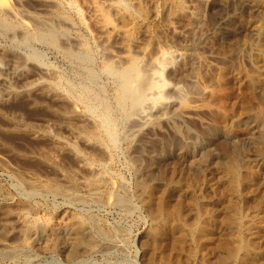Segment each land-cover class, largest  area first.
I'll return each instance as SVG.
<instances>
[{
	"label": "rangeland",
	"instance_id": "rangeland-1",
	"mask_svg": "<svg viewBox=\"0 0 264 264\" xmlns=\"http://www.w3.org/2000/svg\"><path fill=\"white\" fill-rule=\"evenodd\" d=\"M70 1L0 0V264H264V79L257 32L245 41L239 25L248 14L263 23L264 3L207 0L194 31L176 34L165 0L147 18L131 6L152 32L148 50L176 55L162 98L128 112L122 73L101 64L113 36L101 38ZM95 1L113 20V3L128 2ZM80 156L98 162L95 180ZM64 210L88 222L93 251L21 245L26 220Z\"/></svg>",
	"mask_w": 264,
	"mask_h": 264
},
{
	"label": "bare ground",
	"instance_id": "bare-ground-1",
	"mask_svg": "<svg viewBox=\"0 0 264 264\" xmlns=\"http://www.w3.org/2000/svg\"><path fill=\"white\" fill-rule=\"evenodd\" d=\"M79 1L83 2V4H82L83 6L82 5L79 6L80 2H78L77 0H71L70 1L71 8L73 10H75L80 15L81 14L86 15L89 18L90 22L95 27V29L97 30V32L100 34L101 38H103L106 34H110L111 36H113L111 38H114L115 45L114 44L113 45L115 46V48L111 52L112 61L111 62L103 61V62H101V64L105 68H107L109 70H113L114 71V70L119 69L120 72L122 73L121 75H122L123 79L125 80V82H127L125 84V87H124V93L126 94L125 97H126V105H127L128 112H141V110H143L150 103H155L159 99H161L162 98V93H163L162 90H163L164 86L167 84L166 79L164 77V73H167V72L170 71V64L173 61V58L175 57L176 54H174L166 46L164 47V46H162L160 44L159 45L157 44L154 52L149 51L148 50V44H149V41L152 39V36H153L152 32L150 30V27L148 28L147 27L148 25L147 26L144 25L145 23L144 24L142 23V24H140L138 26L139 23L138 22L135 23V20L131 18L132 16H130L131 6H134V8L137 9L136 12H138L137 14L140 17H143V18L146 17L147 18L148 14H149L148 13V9L149 8L151 9L150 12H152V15H153V12L155 11V8H156L155 7L156 6V0H128L127 3L124 2L125 4L120 3V2L119 3L118 2L113 3L114 8L116 9V15H114L115 16L114 20L111 17V15L107 12V10L104 8V6L101 5L100 3H98L97 1H95V0H79ZM197 1L198 2L196 4H192V6H190V5H186V3L183 2V0H165V3H164L163 7L165 8V12L167 13V21L164 24H165V28L167 29L168 32L176 34V33L180 32L179 29H182V27L183 28L187 27V28H189V30L194 31V29L196 27V24H197V22H198V20L200 18L201 13H202L201 12V5H204V2H206L207 0H197ZM258 1H260L259 4L260 3H262V4L264 3V0H258ZM258 1H257V3H258ZM110 4H112V2ZM81 6L84 7V9L83 8L81 9ZM154 14H155V12H154ZM259 21H260L259 19L250 18L249 14H248V16L245 15L244 19H241L240 23H239L241 31H242V37H243V39L245 41H247V39H249L248 36H251L252 33H253V35L256 34V33H254L253 30H255V32H257V39L253 40V45L252 44L251 45L253 47L255 45V48L257 50V54L256 55H257V58L259 59V62H257V63H259L261 65V67H262L261 72L258 73V75H257V81L258 82L261 79H264V22L263 23L260 22V24H259L258 23ZM131 26L135 27V30H138L137 34L135 32H130ZM232 27H233V25H232ZM239 32H240V30H239ZM151 46L153 47V45H151ZM134 50L137 53V54L135 53L136 55L134 53H132ZM258 77H259V79H258ZM260 92H262V94L260 96L256 95V97L260 98L261 100L264 101V89H263V91H260ZM124 93H123V90H122V94L123 95H124ZM260 107L258 106V108H260ZM258 108L255 107V109H258ZM262 108H263L262 112L264 114V105L263 104H262ZM252 110H254V108ZM212 111H214V110H212ZM254 111H256V110H254ZM253 116L255 117V115H253ZM257 118H259L260 120L262 119V117L260 115H257ZM254 120H256V119H254ZM258 123H261V121L258 122ZM90 130H92V129H90ZM97 133H98V131H97ZM90 134H92V133L90 132ZM262 134L264 135V132ZM108 135H111V134H108ZM263 135H261V137ZM251 138H252V136H251ZM97 139H98V135H97ZM258 140H259L260 143L264 141V139H257V141ZM261 140H263V141H261ZM259 142H258V144H260ZM176 143H178V142H176ZM223 143H226V142L224 141L221 144H223ZM232 144H234V143L232 142ZM253 144H254V142H253ZM223 146H224V144H223ZM257 146H255V147H257ZM247 147H249V146H247ZM219 148H220V146H219ZM250 148H247V149L251 150ZM257 149H256V151H257L258 154H255V155L256 156L259 155V156L263 157L264 156V146H261L260 148H257ZM229 150H230V155L233 154V156L237 157L236 155L238 153H237L236 149H234V147H233V149L231 147V149H229ZM253 151L255 152V148L253 149ZM225 154H227V153H224V155ZM242 154H243V152H242ZM252 155H253V152H252ZM96 156H97V154H96ZM229 156H228V158H229ZM231 157H232V155H231ZM226 158L227 157H225V160L228 159V158L227 159ZM234 158H232V159L234 160ZM236 159L237 158H235V161H236ZM80 162L84 163V165L87 168H89L92 171V173H93L92 176L89 178V181L90 180H95L96 177L98 176L99 172L101 171V170L99 171L98 162H96V161L88 162L86 157H84V156H80ZM229 162L233 163L231 161H229ZM227 166H228V164H227ZM161 167H163V166H161ZM218 167H220V165ZM226 167H224L223 169L225 170ZM232 168L233 167L229 165V167H227V169L225 171H228L230 173ZM249 168H250V166H249ZM168 169L166 167L167 171H168ZM235 169L233 171H237ZM251 170H252V168H251ZM233 171H231V174L233 173ZM238 171H239V168H238ZM168 173H169V171H168ZM224 173H226V172H224ZM161 174H163V173H161ZM234 174H235V172H234ZM224 175H227V174H223L222 176H224ZM170 176L172 177V175H170ZM196 176L198 177V174ZM186 177H188V176H186ZM229 178L232 181L231 177H229ZM216 179H215V181H216ZM228 179L226 178L225 180H228ZM199 180L200 179L198 178V181ZM231 181H228V182H231ZM235 181L233 180V183ZM86 182H87V184H89L88 181H86ZM189 182H190V180H189ZM194 182H196V181L194 180ZM228 182L226 181V183H228ZM91 185H92V183H91ZM197 185H196V187H197ZM227 185H229V183ZM75 187H76V185H75ZM192 187H193V185H192ZM50 188L51 189H55V190H60V191H61V189H63V187L60 186V184L59 185L58 184H54ZM233 188L234 187H232V189ZM154 197H155V193L154 192H150V198L154 199ZM156 197H158V196H156ZM230 199H229V201H230ZM166 203L167 202H165V204ZM234 207H236V206H234ZM167 209L168 208L166 207V210ZM201 209H202V207H201ZM217 216H219V215H217ZM221 217H222V215H221ZM220 219H222V218H220ZM230 219H231V216H230ZM259 232H258V234H259ZM261 236H263V235H261ZM21 238H22L21 239V245H23L24 247H28V248L29 247H37V248H39L41 250H44V251L45 250L46 251L50 250V251H55V252H60V253L64 252V253H67V254L68 253H73L74 254V253H78L80 251H82L84 253L85 252H91L97 247V243H96L95 239L93 238V235H92V232H91V228L88 225V222L85 221L84 219H82L81 216L78 215V213H76L74 211H71V210L60 211L59 213H56L55 215H53L51 217H48V218H42L41 219L40 217L36 216L34 218L26 220L25 227L23 229ZM236 240L238 241L239 246H240V244L244 245V243H245V240L243 239L242 235H240V233H238L236 235ZM252 243H253V241H252ZM244 248H245V246H244Z\"/></svg>",
	"mask_w": 264,
	"mask_h": 264
}]
</instances>
